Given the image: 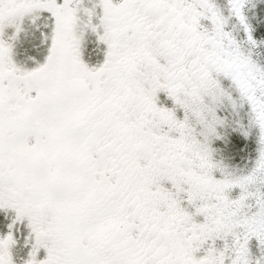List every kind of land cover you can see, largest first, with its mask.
Wrapping results in <instances>:
<instances>
[{"label":"snow or ice","instance_id":"1","mask_svg":"<svg viewBox=\"0 0 264 264\" xmlns=\"http://www.w3.org/2000/svg\"><path fill=\"white\" fill-rule=\"evenodd\" d=\"M0 264H264V0H0Z\"/></svg>","mask_w":264,"mask_h":264}]
</instances>
